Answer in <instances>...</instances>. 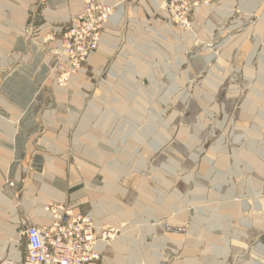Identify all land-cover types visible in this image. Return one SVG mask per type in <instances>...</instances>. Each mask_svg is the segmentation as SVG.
<instances>
[{
	"label": "rangeland",
	"instance_id": "1",
	"mask_svg": "<svg viewBox=\"0 0 264 264\" xmlns=\"http://www.w3.org/2000/svg\"><path fill=\"white\" fill-rule=\"evenodd\" d=\"M0 175V264L50 203L99 264H264V0H0Z\"/></svg>",
	"mask_w": 264,
	"mask_h": 264
},
{
	"label": "built area",
	"instance_id": "2",
	"mask_svg": "<svg viewBox=\"0 0 264 264\" xmlns=\"http://www.w3.org/2000/svg\"><path fill=\"white\" fill-rule=\"evenodd\" d=\"M96 38L83 51L97 48ZM45 211L53 215L48 224H32L24 230L27 253L17 264H99L106 229L94 215L63 205L47 204ZM13 264V263H12Z\"/></svg>",
	"mask_w": 264,
	"mask_h": 264
},
{
	"label": "crops",
	"instance_id": "3",
	"mask_svg": "<svg viewBox=\"0 0 264 264\" xmlns=\"http://www.w3.org/2000/svg\"><path fill=\"white\" fill-rule=\"evenodd\" d=\"M15 134V133H14ZM14 134H12L13 136H14ZM20 147H21V150H20V152H21V160L19 161V163H20V165L17 167H15L14 168V166H13V170H12V172L15 174V175H21V177L24 175V144H21L20 145ZM8 173V171H6L5 170V174H7ZM4 176H5V174H4V172L2 173ZM1 176V175H0ZM1 181V180H0ZM87 213V212H86ZM103 246V245H102Z\"/></svg>",
	"mask_w": 264,
	"mask_h": 264
},
{
	"label": "bare ground",
	"instance_id": "4",
	"mask_svg": "<svg viewBox=\"0 0 264 264\" xmlns=\"http://www.w3.org/2000/svg\"><path fill=\"white\" fill-rule=\"evenodd\" d=\"M95 59H97V58H95ZM49 190H50V188H49ZM38 219L41 221V222H45L46 221V219L44 218V215H40V216H38ZM47 219H48V217H47ZM10 231V234L12 235V236H14V234L16 233L15 232V230L13 229H11V230H9ZM1 235V234H0ZM10 237V236H9ZM4 238H6L7 239V236H4ZM6 241V240H5ZM103 242H106V239L105 240H103L102 242H101V244H100V246L102 245V243ZM16 246L15 245H13V250H14V248H15ZM102 247V246H101ZM3 250L5 249V248H2ZM103 249V248H102ZM14 256V258H16V260L18 259V257H19V254H18V252H13V254H12V256L11 257H13Z\"/></svg>",
	"mask_w": 264,
	"mask_h": 264
}]
</instances>
